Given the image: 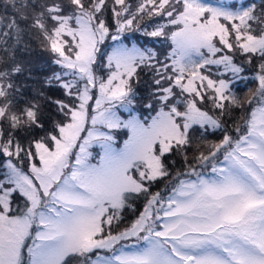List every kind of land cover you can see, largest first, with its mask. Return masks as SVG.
I'll return each mask as SVG.
<instances>
[{"label":"snow or ice","instance_id":"1","mask_svg":"<svg viewBox=\"0 0 264 264\" xmlns=\"http://www.w3.org/2000/svg\"><path fill=\"white\" fill-rule=\"evenodd\" d=\"M5 3L0 51L25 22L57 70L22 101L23 66L0 55V264H264V7Z\"/></svg>","mask_w":264,"mask_h":264},{"label":"trees","instance_id":"2","mask_svg":"<svg viewBox=\"0 0 264 264\" xmlns=\"http://www.w3.org/2000/svg\"><path fill=\"white\" fill-rule=\"evenodd\" d=\"M244 2H254L256 4L257 10L264 7V0H243ZM14 14V10L10 5H6L5 0H0V18L11 17ZM154 20H149L147 17L141 21V24L146 26L148 30H151ZM21 37L17 42L15 39L9 40L7 47L8 52L0 51V55L4 56L6 59L11 58L13 55L15 57V62H20V65L23 66V72L17 77V81L22 84L23 87V97L22 101L30 100L35 93V91L43 89L46 92L47 89L44 88L43 81L50 76L46 71H51L52 68L56 69V66L51 63L50 54L47 51L42 50V45L38 36L32 32L25 22H21ZM4 21L0 20V31H4ZM134 40L150 41L154 42L156 47L163 44V51H170L169 43L163 41L162 39L156 38H146L143 35V32H130L127 33V41L131 42ZM3 38L0 37V49L4 48ZM109 44L111 42L109 41ZM28 61L31 64H27ZM36 61H40L36 64ZM23 62V63H21ZM215 71V69H213ZM245 75L251 77L253 75L251 69H247ZM137 89L138 102L135 104L134 108H138V116L141 118L149 115L143 106V98L147 96L148 90L151 87L150 78L144 76L141 78L140 82L135 85ZM236 89L242 94L243 90L247 87H255V84L249 80H243L241 83L236 82ZM55 94V90H52V93ZM53 118L55 116L53 115ZM124 135H127L126 130H117V143H119ZM214 139V138H213ZM71 264H77L75 260L71 261Z\"/></svg>","mask_w":264,"mask_h":264},{"label":"rangeland","instance_id":"3","mask_svg":"<svg viewBox=\"0 0 264 264\" xmlns=\"http://www.w3.org/2000/svg\"><path fill=\"white\" fill-rule=\"evenodd\" d=\"M218 1H221V2H218ZM211 0V1H209V0H206V2L207 3H210V4H220V3H224V2H222V1H225L226 3H227V1H229V2H232L231 0ZM216 2H218V3H216ZM129 43H135V44H138V45H140V46H149V47H153L154 49H157V50H159V51H163V47H164V45L163 44H161V45H159V47H156L155 46V43L154 42H150V41H142V40H134V41H131V42H129ZM40 61H36V64H38ZM19 64H20V62H18ZM21 63H23V62H21ZM28 65L29 64H31L29 61H28V63H27ZM57 69H55V68H52L51 69V71H46L48 74H52L54 71H56ZM243 80H240V81H237V82H242ZM244 92H245V90H243V92H242V94L241 95H244ZM137 109L138 108H133V112L138 116V111H137ZM122 111V110H121ZM127 116H128V113L127 112H123L122 111V118H127ZM141 118V117H140ZM128 135V134H127ZM127 135H124L122 138V142L119 144L120 146H122V144H123V141L125 140V139H127Z\"/></svg>","mask_w":264,"mask_h":264}]
</instances>
